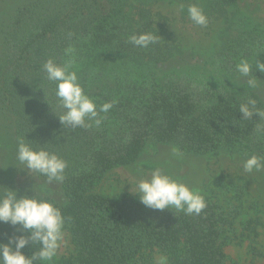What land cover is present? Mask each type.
Wrapping results in <instances>:
<instances>
[{
	"label": "trees",
	"instance_id": "trees-1",
	"mask_svg": "<svg viewBox=\"0 0 264 264\" xmlns=\"http://www.w3.org/2000/svg\"><path fill=\"white\" fill-rule=\"evenodd\" d=\"M181 1L200 6L208 20L228 18V8L236 4ZM147 2L31 0L10 8L0 22V145L16 151L25 138L34 148L40 144L65 159L68 167L62 182L52 181L61 185L63 201L1 185L61 209L78 264H137L155 250L169 264H237L225 252L243 237L235 232L242 213L237 208L228 212L207 200L199 215L185 214L145 207L127 194L111 199L94 193L105 174L137 163L151 147L170 146L186 155L225 152L263 158L262 118L242 119L239 106L249 97L261 112L264 104L236 65L246 60L251 79L264 76L256 71L257 62L263 63L264 32L244 30L209 57L196 50L187 54L166 23L153 22L150 9L134 12V3ZM146 32L157 37L155 44L140 48L129 42L132 34ZM197 56L202 66L190 63ZM48 59L60 65L73 61L71 70L97 108L114 102L100 114L99 127L62 126L56 84L42 69ZM18 227L0 223V243L20 235ZM39 247L30 242L22 252L30 256ZM254 254L264 259V253ZM248 264L257 263L252 259Z\"/></svg>",
	"mask_w": 264,
	"mask_h": 264
},
{
	"label": "rangeland",
	"instance_id": "rangeland-1",
	"mask_svg": "<svg viewBox=\"0 0 264 264\" xmlns=\"http://www.w3.org/2000/svg\"><path fill=\"white\" fill-rule=\"evenodd\" d=\"M28 1L31 0H0V22L6 18L14 4L19 5ZM147 1L144 3L145 6L134 3V12L146 7L150 9L153 22L166 23L176 44L187 50V54L196 50L199 54L209 57L226 42H234L244 30L259 27L258 32L260 34V31L264 32V0H236V4L228 8V18H213L208 20L206 26H197L189 19L186 15L188 5L181 0ZM261 59L264 63V55ZM201 60L203 61L199 56L189 59L192 65L198 62L202 66L204 63H201ZM262 77L264 76L256 78L255 94L264 104ZM262 127L261 137L264 136V118ZM14 153L16 151L13 149L0 145V185L11 184L25 191L63 201L61 185L46 182L37 173L30 175L26 170H19L17 167L23 166L18 164ZM249 157L225 152L204 156L181 153L176 155L170 146L151 147L137 163L118 166L105 174L94 189V193L111 199L126 194L138 198L131 190V183L139 179L133 169L141 165L142 170L150 177L151 171L159 167L190 188L198 189L206 202L209 200L228 212L234 208L242 211L234 225L237 236L243 234V237L235 239L225 252L237 264H248L252 259H255L257 264H263L264 259L255 257L254 252H258L259 255L264 253V170L245 172L243 162ZM262 157L264 158V153ZM248 227L254 230L250 232ZM160 255L164 254L156 250L147 252L137 264H156ZM77 256L70 226L65 222L60 247L51 262L78 264Z\"/></svg>",
	"mask_w": 264,
	"mask_h": 264
},
{
	"label": "clouds",
	"instance_id": "clouds-1",
	"mask_svg": "<svg viewBox=\"0 0 264 264\" xmlns=\"http://www.w3.org/2000/svg\"><path fill=\"white\" fill-rule=\"evenodd\" d=\"M187 12L195 25L208 24L207 15L197 4H189ZM129 42L140 48H148L157 42V37L150 32L132 34ZM71 51L67 50L69 53ZM73 63L69 61L60 65L48 59L42 65L46 79L56 84L55 96L63 110L58 116L60 123L64 128L99 127L103 121L100 114L109 112L114 102H105L97 108L95 100L86 94L79 83L76 71L71 70ZM236 70L241 77L249 78L246 81L249 86H256V81L250 78L252 66L246 60L237 64ZM257 70L264 73V63L257 62ZM256 103L255 99L249 97L246 103L240 104L242 119H252L254 114L264 118V112L256 108ZM173 153L179 155L176 149H173ZM16 160L23 166L17 167L19 170H26L30 175L38 173L46 177L49 183L65 179L68 162L40 144L34 148L25 138L18 141ZM243 169L248 173L264 170V158L250 156L244 160ZM133 172L139 179L131 183V190L145 207L161 211L175 209L195 215H199L206 207L204 196L198 189L190 188L159 167L151 171L150 177L142 170L141 165H137ZM0 223L19 226L18 230L21 232L20 235L9 237L8 243H0V264H37L38 261L47 264L56 256L60 247L65 218L61 209L53 202L26 193L21 195L18 189L0 185ZM24 232L28 235H24ZM30 242L40 247L38 251L26 256L22 249ZM156 264H169V259L166 255H160Z\"/></svg>",
	"mask_w": 264,
	"mask_h": 264
}]
</instances>
